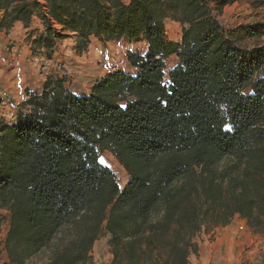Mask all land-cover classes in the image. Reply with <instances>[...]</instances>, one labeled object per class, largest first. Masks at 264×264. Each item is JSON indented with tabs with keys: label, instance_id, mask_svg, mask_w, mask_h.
I'll return each instance as SVG.
<instances>
[{
	"label": "trees",
	"instance_id": "trees-1",
	"mask_svg": "<svg viewBox=\"0 0 264 264\" xmlns=\"http://www.w3.org/2000/svg\"><path fill=\"white\" fill-rule=\"evenodd\" d=\"M234 1L0 0V31L35 15L31 42L49 52L68 33L78 53L91 37L146 42L127 54L135 74L108 72L85 94L48 78L14 121L0 118L1 264L44 250L39 264H88L104 234L110 264H190L195 235L235 215L264 232V45L245 43L264 24L226 29ZM168 18L179 41L165 40ZM102 147L129 175L122 189Z\"/></svg>",
	"mask_w": 264,
	"mask_h": 264
},
{
	"label": "rangeland",
	"instance_id": "rangeland-1",
	"mask_svg": "<svg viewBox=\"0 0 264 264\" xmlns=\"http://www.w3.org/2000/svg\"><path fill=\"white\" fill-rule=\"evenodd\" d=\"M221 19L228 30L251 24H264V6L253 5L248 0H236L225 5ZM38 21L33 26L43 30L41 21ZM181 28L178 21L168 18L165 22V40L179 41ZM5 34L0 33V118L8 122L14 121L19 110L26 109L22 104L28 99L29 91L41 89L48 78H63L69 91L77 94L88 93L93 84L108 72L121 70L131 73L127 53L137 50L143 52L146 48L143 38L104 41L91 37L86 50L78 53L75 49L76 39L72 33H68L57 43L55 50L49 52L44 48H36L31 42L33 37L29 38V35L16 38ZM245 43L250 47L264 45V34L246 38ZM176 63L174 58L166 60L165 79ZM98 160L115 174L122 189L128 182L129 175L112 151L109 148H100ZM4 214L6 219L2 225L1 239L5 237L9 224V213L4 211ZM246 226L249 234L252 237L256 234V239L260 240L252 251L240 259L239 264H261L264 259V232L253 231L247 223ZM246 226L242 229H246ZM209 231H200L195 235L194 241L201 239ZM107 240L108 234H104L95 241V249L91 250L88 264H110L112 253ZM2 251L0 264L7 259V253ZM47 253L46 250L42 251L30 259L29 263L39 264L45 261Z\"/></svg>",
	"mask_w": 264,
	"mask_h": 264
},
{
	"label": "crops",
	"instance_id": "crops-1",
	"mask_svg": "<svg viewBox=\"0 0 264 264\" xmlns=\"http://www.w3.org/2000/svg\"><path fill=\"white\" fill-rule=\"evenodd\" d=\"M38 20L39 19L37 18V16H32V20L30 24H28V26H24L21 21L16 20L12 23L9 29H2L0 33H6L5 35H7L8 37H11V35H13V37L16 38L17 36H21L22 38L23 36L29 35V38H34L35 35H38L42 31L41 28L39 29L36 28V26H33L34 24H37L39 22ZM145 51H143L142 53H144ZM20 55L21 54H18V56ZM170 58H174L175 61L178 62L177 55L170 54L164 59L165 65L166 60ZM129 66L132 72L126 73L135 74L136 69L130 64ZM2 76H4V73L2 74ZM90 91L91 89L89 90V92ZM241 223L246 226V221L240 218L238 215H235L229 223L225 225L215 226L206 235H204L203 237L201 236V239L195 240L197 244V250L196 252L190 253V264H239L240 259L243 258L245 254H248L250 251H252L256 242L260 240L256 239V234H253V237L249 234L250 231L247 226L246 229H242L240 226ZM92 249H95V243ZM2 253L3 251L0 252V255ZM90 254L92 253L90 252Z\"/></svg>",
	"mask_w": 264,
	"mask_h": 264
},
{
	"label": "built area",
	"instance_id": "built-area-1",
	"mask_svg": "<svg viewBox=\"0 0 264 264\" xmlns=\"http://www.w3.org/2000/svg\"><path fill=\"white\" fill-rule=\"evenodd\" d=\"M240 226H241V228H243L244 225L242 224V225H240Z\"/></svg>",
	"mask_w": 264,
	"mask_h": 264
},
{
	"label": "bare ground",
	"instance_id": "bare-ground-1",
	"mask_svg": "<svg viewBox=\"0 0 264 264\" xmlns=\"http://www.w3.org/2000/svg\"><path fill=\"white\" fill-rule=\"evenodd\" d=\"M101 54V53H100ZM102 55V54H101ZM87 64V63H86Z\"/></svg>",
	"mask_w": 264,
	"mask_h": 264
}]
</instances>
